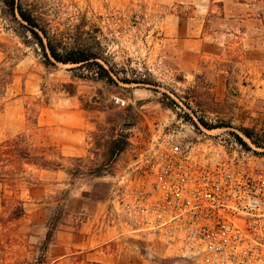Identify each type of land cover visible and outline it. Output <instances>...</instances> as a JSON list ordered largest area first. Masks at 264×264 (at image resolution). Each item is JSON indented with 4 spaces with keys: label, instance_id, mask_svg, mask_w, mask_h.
Returning <instances> with one entry per match:
<instances>
[{
    "label": "rangeland",
    "instance_id": "rangeland-1",
    "mask_svg": "<svg viewBox=\"0 0 264 264\" xmlns=\"http://www.w3.org/2000/svg\"><path fill=\"white\" fill-rule=\"evenodd\" d=\"M33 2L54 29L85 20L107 47L118 84L94 80L88 67L47 66L0 6V65L13 73L0 99V143L24 132L30 144L64 156L61 171L0 170V264H50L62 232L86 237L120 264H191L130 218L114 195L153 137L169 131H224L264 147V0ZM116 138L127 145L109 159ZM99 166L102 177L92 174ZM19 202L25 214L13 218ZM84 255L60 264H87Z\"/></svg>",
    "mask_w": 264,
    "mask_h": 264
},
{
    "label": "built area",
    "instance_id": "built-area-1",
    "mask_svg": "<svg viewBox=\"0 0 264 264\" xmlns=\"http://www.w3.org/2000/svg\"><path fill=\"white\" fill-rule=\"evenodd\" d=\"M240 138L153 137L114 201L191 264H264V147Z\"/></svg>",
    "mask_w": 264,
    "mask_h": 264
},
{
    "label": "trees",
    "instance_id": "trees-1",
    "mask_svg": "<svg viewBox=\"0 0 264 264\" xmlns=\"http://www.w3.org/2000/svg\"><path fill=\"white\" fill-rule=\"evenodd\" d=\"M3 16L17 26L18 35L26 45H35L44 57L47 66L57 64L75 65L71 70L78 72L84 68H91L94 80H106L109 83L118 84L114 75H117L107 61V47L93 29H87L85 20L82 23L68 27L60 31L54 29L39 11L33 0H0ZM94 67V68H92ZM82 73L76 75L83 77ZM124 83H145L143 81L120 79ZM12 69L3 64L0 65V99L6 94L7 88L12 84ZM203 124V123H202ZM35 128L38 127L37 120L33 121ZM247 137L249 131H243ZM30 135L24 132L0 143V170L6 166H13L14 171H22L24 165L36 167L47 171H59L64 165L59 161L64 156L57 151L56 147L39 148L29 142ZM125 141L116 138L111 142L107 155L109 159L114 158L125 149ZM54 148V150H53ZM80 162V159L77 160ZM76 171L79 170L77 167ZM92 174L104 176L103 166L97 167ZM5 177H0V182H5ZM20 203V202H19ZM25 214V208L20 205L12 212L13 218H21ZM52 231L49 232V235ZM89 264H101L92 262Z\"/></svg>",
    "mask_w": 264,
    "mask_h": 264
},
{
    "label": "crops",
    "instance_id": "crops-1",
    "mask_svg": "<svg viewBox=\"0 0 264 264\" xmlns=\"http://www.w3.org/2000/svg\"><path fill=\"white\" fill-rule=\"evenodd\" d=\"M39 124V123H38ZM47 171V170H44ZM61 171V170H59ZM56 172V171H55ZM60 250L58 254L56 251ZM50 257L52 259L50 264H60L64 259L72 256L76 253L85 254V260L87 264L96 262L101 264H120V262L114 261L112 257L105 254L102 250H97L96 247L92 249L89 247L88 240L86 237H81L80 235L72 236V234H66L62 232L60 240L57 243L53 242L50 246ZM122 264H186L181 261H151V260H134L126 261Z\"/></svg>",
    "mask_w": 264,
    "mask_h": 264
}]
</instances>
